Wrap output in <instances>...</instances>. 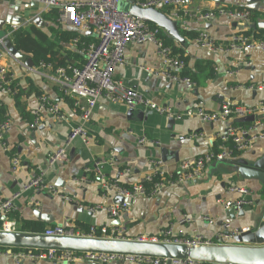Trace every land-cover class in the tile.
Returning a JSON list of instances; mask_svg holds the SVG:
<instances>
[{"label": "crops", "instance_id": "0c3cea01", "mask_svg": "<svg viewBox=\"0 0 264 264\" xmlns=\"http://www.w3.org/2000/svg\"><path fill=\"white\" fill-rule=\"evenodd\" d=\"M56 1L71 3L88 0ZM139 1L143 0H135V3ZM187 1L196 12L243 8L258 14L257 23L264 22V0ZM120 6L125 7L127 13L128 2L120 0ZM41 10L42 6L36 3L0 0V39L10 40L11 32L34 28L46 33L60 45L61 55L71 58L74 66L81 67L85 61L84 55L82 49H78L77 43L74 44V39L66 42L50 31L57 26L65 32H73L74 29L60 25L57 20L56 26L45 16L47 13H42ZM161 12L167 14L166 10ZM177 23L179 33L180 30L198 34L204 32L217 44H225L232 34H244L243 31L249 30L246 26L251 25L249 21L240 23L225 17L209 22L184 19ZM164 34L167 36L165 32ZM83 35L89 36L85 39L86 42H97L93 33L86 32L79 37ZM181 38L183 39L182 36ZM174 43L187 58L185 71L195 75L192 81L195 83L194 88L188 89L184 84L174 83L163 74L168 70L162 64L155 46L150 43H130L127 46L123 64L114 72V80L131 87L158 105L169 107L174 114L182 115L181 119L158 115L144 108L129 110L122 104L101 97L85 125L92 141L84 144L81 139L76 138L67 148L66 161L52 166L48 164V156L62 147L72 128L81 123L79 113L74 110V100L73 105L63 100L60 95L62 92L51 80L49 70L34 65L29 69L25 63L3 50L0 67H4L12 79L17 81V89L23 92L21 100L25 110L34 117L36 113L43 116L44 121L41 126L32 128L20 116L13 97L0 93V102L11 123L4 139L7 151H4L0 143V201L18 194L14 200V211L21 218L34 220L33 210L40 209L42 213L52 216L53 225L74 227L75 223H80L86 229L90 226H122L126 229L125 238L130 240L156 235L169 226H172L176 234L180 232L189 236L195 231L208 239H215L223 223H229L231 228L255 227V220L264 209V185L255 180H243L234 172L231 162L236 159L254 160L264 152V140L256 141L250 149L237 154L231 160L206 166L197 180L166 185L153 195L130 198L127 201L128 211L118 218L111 219L102 211H87L90 206L117 203L113 190H102L96 177V163L99 164L98 171L106 180H117L130 187L142 182L153 171L154 164L175 175L181 162L196 160L210 151L219 152L221 142L217 136L231 123L224 120L202 123L195 117L184 116L185 111L201 104L204 111L217 112L219 96L249 107L264 100V53L258 50L244 53L209 52L198 46L194 39ZM24 55L31 59L29 55ZM76 55L81 58L79 63L75 60ZM231 71L235 72L230 76L227 72ZM247 85H259L263 89L249 91L239 88ZM37 92L59 106L63 119L59 120L46 113ZM262 121L264 123V119ZM141 138H146L147 141L140 143ZM14 157L20 162L16 168L11 162ZM37 175H42L47 183L54 184L72 202H64L59 197L43 192H24V186ZM80 178H86L90 183L81 185L77 182ZM230 185L247 188L254 200L253 206L244 207V216L238 217L236 214L234 221L222 215L223 202H233L238 198L237 194H227ZM184 216L189 218L190 223L180 225L179 221ZM0 264L65 263H16L9 258H0Z\"/></svg>", "mask_w": 264, "mask_h": 264}, {"label": "built area", "instance_id": "2783aa9c", "mask_svg": "<svg viewBox=\"0 0 264 264\" xmlns=\"http://www.w3.org/2000/svg\"><path fill=\"white\" fill-rule=\"evenodd\" d=\"M26 3H36L42 6V13H48L51 9L59 11L57 21L60 25H65L76 30L78 34L86 32L93 33L97 42L87 45L82 49L84 64L81 67H69L68 69L58 68L52 70L50 66L39 64L38 68L50 71L51 80L56 84L62 94L74 100V110L79 113L80 125L72 128L64 145L48 156L50 166L65 162L67 159V148L79 138L84 144H89L92 139L88 136L85 125L89 122L92 112L99 99L105 97L114 103L122 104L129 110L144 108L148 112L156 113L166 117L181 119L180 115L166 106H161L147 99L131 87L124 86L114 80V72L123 64L124 54L130 43L153 44L157 50L162 64L168 71L163 72L172 82L184 84L188 89L194 88L195 83L188 77L180 76L186 70V64L173 56L172 50L166 46L157 36V30L152 29L148 24L142 22L119 10L120 0H88L71 3H60L56 0H19ZM141 9L166 10V16L174 21L184 19H196L202 22H209L218 17H225L232 21L247 23L250 12L246 9H223L215 11L196 12L193 11L187 0H143L135 4ZM78 37L74 38V44L78 42ZM194 42L209 52L228 53L236 51L244 53L258 50L264 53V39L252 38L242 33L232 34L225 44L215 43L208 34L202 32ZM6 50L4 40L0 39V56ZM235 71L227 72L230 76ZM11 75L4 67H0V93L10 94ZM241 89L249 91H262L259 85L239 86ZM219 110L217 112L204 111L201 104L197 107L185 111L184 116L195 117L202 123H212L218 120L230 121L226 129L217 136L221 142L219 152L210 151L196 160H186L179 164L176 174L168 173L157 164H154L153 171L146 175L140 183L129 188L123 187L117 180H106L100 171L99 164L96 163L97 179L102 190L109 192L113 190L115 196L121 197L123 203H112L109 205H94L87 208L90 213L96 211L105 212L111 219L118 218L122 213L128 211L127 201L130 198L153 195L160 188L166 185L182 184L197 180L204 172L206 166L214 162H223L234 158V154H240L252 147L256 141L264 140V100L256 106L249 107L237 104L228 98L219 96ZM83 102V104L81 103ZM40 103L47 114L63 119L59 106L51 103L47 97H40ZM253 117L249 126L243 127L234 125L233 122ZM44 117L35 114L31 127L37 128L42 125ZM11 127L10 120H0V143L4 151H7L4 142L5 134ZM146 138H141L140 143L146 142ZM14 168L20 165L18 158H12ZM81 185L89 184L86 178L77 180ZM143 183L151 185L150 191L143 186ZM23 191L43 192L59 197L64 202L72 200L62 194L54 185L47 183L42 175L32 177L24 186ZM227 194H237L238 198L233 202H223L224 209L232 205L253 206L254 200L251 192L236 185L227 188ZM14 194L11 198L0 201V232H17L16 222L10 219L9 215L14 212V200L18 197ZM190 223L189 218L184 216L179 224ZM249 228H231L229 223H223L220 232L215 239H208L203 235L193 231L189 236L179 232L176 234L169 226L153 236H142L135 240L148 243H162L183 245L187 248L212 247L229 245L233 238ZM49 237H78V238H106V239H126V229L122 226H103L100 228L90 226L87 232L80 231L74 227L53 225L45 228L39 233ZM0 258H9L16 263L23 261H45L72 264L85 262L92 264L110 263H131V264H205L202 261L186 257L184 259H168L151 256H136L116 253H75L68 251L54 250H29L0 247Z\"/></svg>", "mask_w": 264, "mask_h": 264}, {"label": "water", "instance_id": "95a60500", "mask_svg": "<svg viewBox=\"0 0 264 264\" xmlns=\"http://www.w3.org/2000/svg\"><path fill=\"white\" fill-rule=\"evenodd\" d=\"M126 1L128 2L127 13L129 15L146 24L155 25L173 41L183 43L176 21L158 10L137 7L135 0ZM246 28L253 31H264V22L247 25ZM4 46L16 60L25 63L29 69L33 67L31 59L18 52L8 38L4 39ZM242 121L252 122L253 117H247ZM231 166L243 180H255L264 185V152L251 161L233 160ZM117 203L122 204L123 199L117 197ZM236 214L238 217H243L244 206L232 205L222 211V215L231 221L236 219ZM32 215L34 220L44 225L50 226L54 223L52 216L42 213L40 209H34ZM255 221V227L235 236L230 242L233 243L232 245L224 246L187 248L183 245L148 243L130 239L49 237L33 233L0 232V247L75 253H116L168 259L190 257L207 264H264V209Z\"/></svg>", "mask_w": 264, "mask_h": 264}, {"label": "trees", "instance_id": "16d2710c", "mask_svg": "<svg viewBox=\"0 0 264 264\" xmlns=\"http://www.w3.org/2000/svg\"><path fill=\"white\" fill-rule=\"evenodd\" d=\"M239 10H244L243 8H240ZM248 21L251 24H257L258 21V14L254 11H250ZM46 17L50 18V20L58 25L56 20L58 18V10L57 9H51L50 12H48ZM152 29L157 30V36L162 42L169 46L172 50L173 56H176L178 59L183 61L185 64L187 63V58L183 55V51L181 48L176 47L174 41L167 37L163 30L156 27L155 25L148 24ZM52 33H54L60 40L64 41H70L76 37H78L77 46L78 49H83L87 45L91 44L90 42H86L85 39H88L89 36L83 35L79 37L80 35L73 32H65L62 31L58 26L57 28L50 30ZM246 35H252L256 39H264V31L263 30H246L243 31ZM180 35L183 37V42L186 41V39H196L198 37V33L196 32H188V31H181ZM10 40L12 42L13 47L21 53L27 54L31 57L32 63L34 67H38L39 64H44L46 66H50L52 70H56L58 68H64L68 69L69 67H78L74 66V62L71 58H65L63 55L60 54L61 47L60 45H57L52 39L49 38V36L46 33H43L39 30H36L34 28L31 29H18L16 31H13L10 33ZM77 62L81 60L79 56L76 55ZM180 76L182 77H188L191 81L195 79L194 74H190L187 71L181 72ZM11 93L10 95L13 97L15 101L16 107L19 109L20 116L24 120L27 121V123L32 124L34 120V116L30 115L29 112L25 110V105L22 103L21 97L23 95L22 90L17 89L19 88L17 85L16 80H12L10 84ZM61 97L65 102H67L70 105H73V100L69 99L68 97L64 96L63 94H60ZM37 96L42 97V95L37 92ZM7 119L6 115V109L0 102V120ZM234 125L238 126H249L250 122H244L242 120L233 122ZM221 144V143H220ZM11 153V152H10ZM237 154H234V157ZM91 178H93V173L90 174ZM125 188H129V185L121 184ZM143 186L147 190V193L150 191L151 185L148 183H143ZM262 197L264 198V191L262 193ZM10 219L14 220L16 222V231L22 232V233H33V234H39L44 232L45 225L41 222H38L36 220H30V219H24L19 216L17 212H12L9 215ZM69 227V226H68ZM75 229H79L83 231L84 233L88 231L86 227L83 224L75 223L74 225ZM206 264V263H205Z\"/></svg>", "mask_w": 264, "mask_h": 264}, {"label": "rangeland", "instance_id": "374dc122", "mask_svg": "<svg viewBox=\"0 0 264 264\" xmlns=\"http://www.w3.org/2000/svg\"><path fill=\"white\" fill-rule=\"evenodd\" d=\"M124 8H125V7H124ZM124 8H122V7L120 6V2H119V10L122 11V12H125Z\"/></svg>", "mask_w": 264, "mask_h": 264}]
</instances>
